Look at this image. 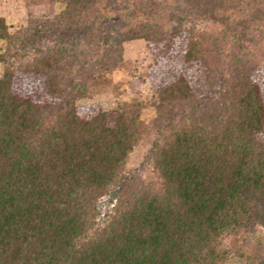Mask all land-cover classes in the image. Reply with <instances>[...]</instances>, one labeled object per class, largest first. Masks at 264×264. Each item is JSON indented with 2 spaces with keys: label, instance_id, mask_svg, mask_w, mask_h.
<instances>
[{
  "label": "trees",
  "instance_id": "obj_1",
  "mask_svg": "<svg viewBox=\"0 0 264 264\" xmlns=\"http://www.w3.org/2000/svg\"><path fill=\"white\" fill-rule=\"evenodd\" d=\"M129 1L42 0L12 32L0 17V264H232L228 239L264 233L259 15L232 28L245 0H171L163 28L127 19ZM136 39L151 57L146 177L127 167L139 104L79 102L113 90Z\"/></svg>",
  "mask_w": 264,
  "mask_h": 264
},
{
  "label": "rangeland",
  "instance_id": "obj_2",
  "mask_svg": "<svg viewBox=\"0 0 264 264\" xmlns=\"http://www.w3.org/2000/svg\"><path fill=\"white\" fill-rule=\"evenodd\" d=\"M42 0H0V17L3 18L9 31L12 32L27 24L30 17H34L40 9ZM129 9L125 12L127 19L138 18L139 20L156 23L163 28H167L173 21L171 14L181 8V5L171 0H130ZM60 9L56 4L55 11ZM257 13L260 19L251 21L248 24L250 36L256 37L264 31V0H245L242 6L235 10L231 15L232 28L238 25V19L251 18ZM188 25L194 26L197 30L216 31L221 26L209 20L183 13ZM251 49L252 43H246ZM4 47V42L0 41V53ZM151 65V57L145 47L143 40L136 39L123 43L122 63L119 68L112 71L111 79L113 90L95 92L90 98L80 99L81 103L95 102L105 109L116 106L117 103L124 101L139 104L140 118L147 127L144 133L129 154L127 167L140 170L144 177L149 175V170L145 164L146 154L154 140V133L149 128L154 110L151 105V91L146 79V73ZM2 64L0 63V73ZM227 244L235 249H240V258H234L232 264L255 263L264 252V233L257 228L254 233L243 236L232 237L227 240ZM233 251V250H232Z\"/></svg>",
  "mask_w": 264,
  "mask_h": 264
}]
</instances>
